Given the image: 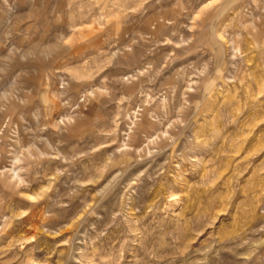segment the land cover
I'll list each match as a JSON object with an SVG mask.
<instances>
[{
	"label": "rangeland",
	"instance_id": "obj_1",
	"mask_svg": "<svg viewBox=\"0 0 264 264\" xmlns=\"http://www.w3.org/2000/svg\"><path fill=\"white\" fill-rule=\"evenodd\" d=\"M0 264H264V0H0Z\"/></svg>",
	"mask_w": 264,
	"mask_h": 264
},
{
	"label": "bare ground",
	"instance_id": "obj_2",
	"mask_svg": "<svg viewBox=\"0 0 264 264\" xmlns=\"http://www.w3.org/2000/svg\"><path fill=\"white\" fill-rule=\"evenodd\" d=\"M11 170H12V169H11ZM9 174H10V173H9ZM14 174H16V173H14ZM18 176H19V175H18ZM18 176H17V177H18ZM15 177H16V176H15Z\"/></svg>",
	"mask_w": 264,
	"mask_h": 264
}]
</instances>
